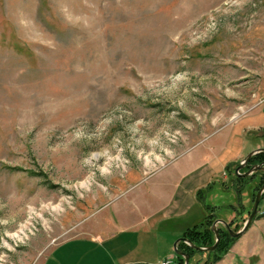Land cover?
I'll use <instances>...</instances> for the list:
<instances>
[{"label":"rangeland","instance_id":"374dc122","mask_svg":"<svg viewBox=\"0 0 264 264\" xmlns=\"http://www.w3.org/2000/svg\"><path fill=\"white\" fill-rule=\"evenodd\" d=\"M260 147L264 0H0V264H175L185 224L243 227L264 170L235 172ZM187 168L198 203L155 224ZM255 216L189 264H264V193Z\"/></svg>","mask_w":264,"mask_h":264},{"label":"crops","instance_id":"0c3cea01","mask_svg":"<svg viewBox=\"0 0 264 264\" xmlns=\"http://www.w3.org/2000/svg\"><path fill=\"white\" fill-rule=\"evenodd\" d=\"M198 169V168H197ZM197 169H189L187 168L186 170L181 171V175H179V180L180 182L182 181V183H186V181H188L185 185V187H182L173 193H169L163 189H159L158 194L162 195V197L164 198V201H158L154 204H151L148 206V210H147V214H149L150 216L154 217L157 220L155 221V224L158 223L159 221L162 220H158L159 218H156V216L160 215V218L163 219H169V218H179L182 219L184 217L188 218V216L190 215L191 211L194 208V205H196V203H198V197H197V191L201 188L200 184L198 183V177H194V173L197 171ZM176 177V176H175ZM194 177V178H193ZM210 182V181H209ZM207 182V183H209ZM183 183V184H184ZM193 184V185H192ZM203 187V185H202ZM162 197H160L162 199ZM218 220V219H217ZM157 221V222H156ZM117 222V221H116ZM119 224H123L120 223ZM154 225V224H153ZM189 223L185 224L182 228V230L179 231V233L177 232V236H181L183 232L192 227L193 225H190ZM153 227V226H152ZM114 234H110L109 236H113ZM176 236V237H177ZM180 238V237H179ZM85 238H81V239H76V240H82ZM75 240V239H74ZM72 241V240H69ZM103 241L102 239H99V242ZM104 243V242H103ZM102 243V244H103ZM61 246V245H59ZM56 247L54 249V252L52 253V257H56ZM111 247V246H110ZM94 256H92L89 260H86L84 264H126V263H133V262H141V263H146L149 264L148 262H142L144 261L142 258H125L123 256L120 257H111L109 255H112L111 252H104V251H98L95 254H92ZM171 254H169L170 256ZM62 256V260L63 262H69V264H73V262H76L77 258L80 257L81 255H77V256H73L72 252L69 251V253H66L65 251H63L61 253ZM194 255H192L191 258H193ZM111 258V260H110ZM107 259V261H106ZM165 258L161 259V261H164ZM193 260V259H192ZM56 261L58 263L59 262V258H56ZM146 261V260H145ZM191 262V261H190ZM195 262L191 263L194 264Z\"/></svg>","mask_w":264,"mask_h":264},{"label":"trees","instance_id":"16d2710c","mask_svg":"<svg viewBox=\"0 0 264 264\" xmlns=\"http://www.w3.org/2000/svg\"><path fill=\"white\" fill-rule=\"evenodd\" d=\"M262 162H264V151L256 153L253 156H251L248 160L247 167H250L253 164H259ZM253 174H256V173H253ZM242 179H246V178L237 177V180H242ZM262 183H264V179L261 178L260 184ZM242 185L243 184L240 182L239 185L235 186L234 190H236L237 192H240V190L244 188V186ZM206 188H209L210 190L211 186L210 187L207 186ZM200 190L201 189L197 191L198 199H200L201 193H202ZM230 207H232V205H230ZM212 214L213 213L210 212L209 215H207L201 223L193 225L192 227L186 229L183 232L182 237L189 239L191 242H193L197 246L212 245L215 240L214 232L211 229L212 219L210 218H212ZM217 229L219 231V242L213 250L208 251L212 255V262H216L222 258V256L227 252L228 247L230 246V242L233 239L230 236V233L228 232L226 227L224 228L218 227ZM177 247L179 250H182L183 252L187 253L189 258H191V256L194 253L201 252L199 250L192 248L190 245H188L182 240L179 241V243L177 244ZM183 260L184 259L181 255H177L175 264H183Z\"/></svg>","mask_w":264,"mask_h":264},{"label":"water","instance_id":"95a60500","mask_svg":"<svg viewBox=\"0 0 264 264\" xmlns=\"http://www.w3.org/2000/svg\"><path fill=\"white\" fill-rule=\"evenodd\" d=\"M262 151H264V147H260V148L255 149L252 152H249L246 155V157L244 158V160L240 163L239 167L236 169V173L238 174V169L241 168V166L243 164H246L251 156H253L256 153L262 152ZM258 170H264V162L259 163V164L251 165V167L246 172H244L241 175L248 176L249 174H252V173H254L255 171H258ZM263 193H264V184L257 191V193L255 195V198H254V204H253L252 211L249 214L247 220L245 221L243 227L239 231L231 230L229 225H228V223H226L224 220L218 219L216 222H214L211 225V229L213 230L214 236H215V240H214V243L212 245H209V246H197L193 242H191L189 239H187L185 237H180V238L176 239V241L174 242V251H175V253L177 255H181L184 258V264H189V257L187 255V253H185L182 250H179L177 248V244L181 240L186 242V243H188L192 248H194L196 250H199V251L213 250L216 247V245L218 244V242H219V231H218V229L216 227V223L218 221L222 222L225 225L226 229L228 230V232L230 233L231 236H234V237L240 236L250 226L251 222L253 221V218L256 215L257 210H258V204H259L260 197H261V195ZM128 264H146V263L135 262V263H128Z\"/></svg>","mask_w":264,"mask_h":264},{"label":"built area","instance_id":"2783aa9c","mask_svg":"<svg viewBox=\"0 0 264 264\" xmlns=\"http://www.w3.org/2000/svg\"><path fill=\"white\" fill-rule=\"evenodd\" d=\"M155 264H170V261L164 260V261L157 262Z\"/></svg>","mask_w":264,"mask_h":264},{"label":"flooded vegetation","instance_id":"af4514ba","mask_svg":"<svg viewBox=\"0 0 264 264\" xmlns=\"http://www.w3.org/2000/svg\"><path fill=\"white\" fill-rule=\"evenodd\" d=\"M247 165H248V163H247ZM248 169H249V167L246 166L245 171L248 170ZM259 171L262 172V170H259ZM254 173H257V172L255 171ZM241 174H243V173H239V175H241ZM252 174H253V173H252ZM235 175H238V174L235 172ZM237 177H238V176H237ZM251 211H252V210H251ZM251 211H250V213H251ZM250 213H249V214H250ZM253 219H254V218H253ZM228 224H229V223H228ZM224 226H225V225H224Z\"/></svg>","mask_w":264,"mask_h":264}]
</instances>
